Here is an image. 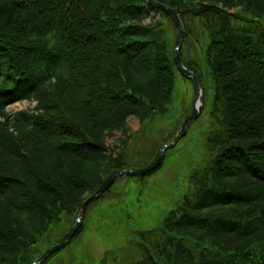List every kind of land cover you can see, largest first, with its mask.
<instances>
[{"label":"trees","instance_id":"1","mask_svg":"<svg viewBox=\"0 0 264 264\" xmlns=\"http://www.w3.org/2000/svg\"><path fill=\"white\" fill-rule=\"evenodd\" d=\"M158 1L179 12L181 58L203 86L190 124L205 118L204 159L163 222L131 231L102 264H264V0ZM178 34L148 0H0V264H32L33 245L63 216L73 225L114 170L157 157L128 161L127 120L165 118L182 77L192 100L158 149L176 136L195 95ZM23 99L34 112L7 111Z\"/></svg>","mask_w":264,"mask_h":264},{"label":"rangeland","instance_id":"2","mask_svg":"<svg viewBox=\"0 0 264 264\" xmlns=\"http://www.w3.org/2000/svg\"><path fill=\"white\" fill-rule=\"evenodd\" d=\"M165 22L174 37L177 34L175 25L169 20ZM185 54L195 56L188 52ZM177 87L175 102L165 118L160 117L147 126H143L135 116L128 118L132 138L124 151L129 162L149 161L153 153L159 150L158 146L177 128L192 100L193 92L190 82L182 77L178 78ZM34 104L25 100L12 104L8 109L33 110ZM180 105H183V110ZM196 120L189 125L187 133L179 138L177 144L166 150L163 162L152 173L145 178L127 175L117 177L111 192L86 208L87 211L85 209V227L79 236L61 250L52 253L41 264H102L106 250L126 246L127 240L133 236L131 231L159 226L166 213L183 199L189 187L191 171L202 165L205 153L202 127L205 118L203 116ZM123 137L115 132V135L108 138L107 144L116 146ZM132 167L129 169H134ZM119 192L122 194L120 200L117 199ZM70 228L72 225H69L65 216L53 223L40 241L33 245L29 258H40L51 246L59 243Z\"/></svg>","mask_w":264,"mask_h":264},{"label":"water","instance_id":"3","mask_svg":"<svg viewBox=\"0 0 264 264\" xmlns=\"http://www.w3.org/2000/svg\"><path fill=\"white\" fill-rule=\"evenodd\" d=\"M149 2L155 7V9L169 12L171 14L172 18L176 21V23L179 26V32L180 33H179V36L177 37V39L175 41L176 44H175V50H174L175 63H176V65H178L181 73L184 76H186L192 80L193 87H195V96L193 97L194 99H193L192 108H191L192 111L189 113V115H187L184 118V122L182 123L181 128L178 130L179 132L177 133V135L171 141L163 144L159 148V150L157 152V157L155 158L154 161H152L150 164H147V166H145V167H140V168H136V169H125V170L117 169V170H114V172H112L106 178V180L103 182V184L100 185L93 192V194L88 196L83 201L74 225L72 226V228H70L63 235L61 241L59 243L51 246V248L48 249L46 252H44L40 256V258L34 260L32 264H41L44 260H46V258L48 256H50L52 253H54L58 250H61L65 246V244L73 237V235L82 227L84 211H85L89 201H91L93 198H96V197H99L100 195H102L104 193V191H106V189H108L114 183V180L117 179V177L125 176V175H132V176L143 175L149 171L157 169L164 159L165 151L168 150V148L176 145L179 138L187 133V129L189 127L191 119L197 118L200 115L201 110L203 109L202 106H203V102H204V97H203V87L200 84V78L198 75L195 74V72L193 70H191L188 66H186L183 63L182 58H181V54H180V49L182 46V40H183L186 32H185V25H184L183 21L181 20L179 12L164 2H160L158 0H149Z\"/></svg>","mask_w":264,"mask_h":264},{"label":"bare ground","instance_id":"4","mask_svg":"<svg viewBox=\"0 0 264 264\" xmlns=\"http://www.w3.org/2000/svg\"><path fill=\"white\" fill-rule=\"evenodd\" d=\"M175 41H176V40H175ZM195 74H196V73H195ZM198 76H199V75H198ZM171 140H172V139H171ZM171 140H170V141H171Z\"/></svg>","mask_w":264,"mask_h":264}]
</instances>
